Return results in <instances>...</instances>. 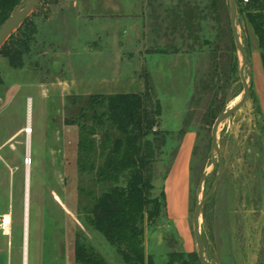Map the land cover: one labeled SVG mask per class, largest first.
Here are the masks:
<instances>
[{
	"label": "rangeland",
	"instance_id": "rangeland-1",
	"mask_svg": "<svg viewBox=\"0 0 264 264\" xmlns=\"http://www.w3.org/2000/svg\"><path fill=\"white\" fill-rule=\"evenodd\" d=\"M47 1L53 0L38 2L30 15L36 13L37 33L22 65L14 67L0 55V232L3 215L10 213L13 240L19 237L20 246L24 240L27 247L28 234V264H79L77 239L105 264H125L100 232L82 223L80 189L90 184V176L78 166L79 126L66 119L74 113L75 97L143 92L148 74L162 104L160 133L149 136L158 151L150 168L153 196L163 190L184 136L181 130H192L196 144L192 240L183 243L162 208L158 218L145 223V253L154 264H178L171 262V253H182L189 261L197 253V202L207 198L219 174L212 128L244 92L243 57L228 13L221 7L219 18L202 20L201 40L195 42L188 31H173L172 13L185 3L204 7L210 0ZM238 31L247 53L250 93L219 127L223 171L203 205L201 233L205 257L213 264H264V69L258 37L239 6ZM29 121L30 149L23 131ZM0 264H17L6 241Z\"/></svg>",
	"mask_w": 264,
	"mask_h": 264
},
{
	"label": "trees",
	"instance_id": "trees-1",
	"mask_svg": "<svg viewBox=\"0 0 264 264\" xmlns=\"http://www.w3.org/2000/svg\"><path fill=\"white\" fill-rule=\"evenodd\" d=\"M23 1L0 0V27ZM42 1L45 0H39ZM188 5L174 9L173 31L186 30L199 42L202 20L209 16L214 20L219 18L221 7L228 13L230 28L229 1L210 0L204 7ZM238 6L246 12L258 37L264 69V0H241ZM35 15L28 16L0 49V55L6 56L14 67L21 66L23 56L31 51L37 33ZM144 85L143 92L75 97L74 113L66 119L68 124L79 126L78 166L90 176V184L80 189L82 223L100 232L117 249L125 264H154L145 253V223L158 218L166 207L164 190L153 196L155 185L150 172L158 151L149 136L160 133L162 104L154 94L148 74ZM185 132L181 130L182 135ZM75 255L79 264H105L92 247L78 239ZM170 260L178 264H202L195 252L190 254L189 261L182 253H171Z\"/></svg>",
	"mask_w": 264,
	"mask_h": 264
},
{
	"label": "crops",
	"instance_id": "crops-1",
	"mask_svg": "<svg viewBox=\"0 0 264 264\" xmlns=\"http://www.w3.org/2000/svg\"><path fill=\"white\" fill-rule=\"evenodd\" d=\"M49 19V17H48ZM0 100L2 98L0 97ZM31 99H29L30 101ZM179 150L162 181L166 197L165 212L169 221L174 225L175 231L184 244H190L192 231L190 227L191 215V171L192 160L196 144V134L188 130L183 134ZM14 233L11 226V233L7 235L0 232V250L6 241L12 253L15 251L17 264H24V240L20 246L19 237L16 242L13 240ZM25 237V233H24ZM28 234L26 264H28ZM22 248V250H21Z\"/></svg>",
	"mask_w": 264,
	"mask_h": 264
},
{
	"label": "water",
	"instance_id": "water-1",
	"mask_svg": "<svg viewBox=\"0 0 264 264\" xmlns=\"http://www.w3.org/2000/svg\"><path fill=\"white\" fill-rule=\"evenodd\" d=\"M230 1V23L231 28L234 36V40L238 50L240 51L243 57V64L240 68V76L244 86V92L242 95L241 100L234 105L233 107L224 110L215 120L213 128H212V148L214 151L217 152L218 155V163H219V174L216 178V181L213 185V188L207 198H209L212 193L214 192L216 185L220 179V176L223 171V163L221 159V152L218 144V131L220 125L232 116L236 111H238L247 101L250 93V84L248 83L245 77V66L247 64V53L245 46L241 41V37L238 31V4L241 0H229ZM39 0H24L23 3L12 13V15L5 21V23L0 27V49L4 45V43L8 40L13 32H15L24 22V20L30 16L35 9L36 5L38 4ZM204 199L203 201H198L194 214H193V229L195 234V239L197 243V254L200 262L202 264H213L205 257V244L203 240V236L201 233V217H202V208L207 200Z\"/></svg>",
	"mask_w": 264,
	"mask_h": 264
},
{
	"label": "bare ground",
	"instance_id": "bare-ground-1",
	"mask_svg": "<svg viewBox=\"0 0 264 264\" xmlns=\"http://www.w3.org/2000/svg\"><path fill=\"white\" fill-rule=\"evenodd\" d=\"M234 104L235 103H233L231 107H233ZM23 131H25L28 134L27 145H28V148L30 149V141H31L30 140L31 139L30 136H31V133L33 132L30 121L26 125V127L23 129ZM30 161H31V159L29 160V162ZM29 181H30V171L28 169L27 170V173H26V195H25L26 196L25 197V201H26L25 206H26V208H25V219H24V229H25V231L27 229V212H28L27 211V208H28V201H29ZM3 217H4V221H3L4 222L3 223L4 233L7 234V235H10V233H11L12 217H11L10 213L4 214ZM24 264H26V241H24Z\"/></svg>",
	"mask_w": 264,
	"mask_h": 264
},
{
	"label": "built area",
	"instance_id": "built-area-1",
	"mask_svg": "<svg viewBox=\"0 0 264 264\" xmlns=\"http://www.w3.org/2000/svg\"><path fill=\"white\" fill-rule=\"evenodd\" d=\"M244 1H248V0H244ZM3 221H4V219H3Z\"/></svg>",
	"mask_w": 264,
	"mask_h": 264
}]
</instances>
